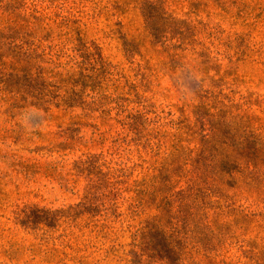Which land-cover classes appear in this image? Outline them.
I'll list each match as a JSON object with an SVG mask.
<instances>
[{"label":"rangeland","instance_id":"rangeland-1","mask_svg":"<svg viewBox=\"0 0 264 264\" xmlns=\"http://www.w3.org/2000/svg\"><path fill=\"white\" fill-rule=\"evenodd\" d=\"M81 38L102 61L66 76ZM138 105L128 135L117 112ZM87 157L130 168L123 197L142 177L169 192L185 264H264V0H0V264H128L157 211L73 212Z\"/></svg>","mask_w":264,"mask_h":264},{"label":"trees","instance_id":"trees-1","mask_svg":"<svg viewBox=\"0 0 264 264\" xmlns=\"http://www.w3.org/2000/svg\"><path fill=\"white\" fill-rule=\"evenodd\" d=\"M80 41L82 42L80 47L76 49V54L71 57V60H73L72 68H69L64 73L66 76L72 77L78 75L82 77L85 70L88 72L90 71L88 66L91 67L93 64L102 61L100 52H96L97 47L95 45L90 44L91 42L88 43L84 41L82 38ZM76 69L78 70L77 72L75 71ZM92 70L91 75L87 73L84 77L87 76L89 81L94 83H96L97 80L101 82V78L99 77L102 76L98 73H94L97 70ZM78 97L80 99V93L75 94L73 97L64 96V98L59 100L60 102H58V105L66 108L76 107L79 103L78 100H76ZM94 99H96L95 96L93 100ZM100 100L101 103H103L105 97L100 98ZM114 102L117 103V100L115 99ZM44 103L48 105L51 104V102ZM139 106L140 108L135 110L134 108L128 109L125 117L117 112V118L122 117V119H116L115 121L122 126V132H125L128 135L133 134L137 136L150 122V119L147 116L148 113L145 111L143 105H138V107ZM121 165V163H115L113 166H108L107 170L102 173L101 165H97L96 161L92 162L89 157L74 161L77 177L74 183L78 184L79 178L84 176L85 186L83 188L82 202L76 204L72 207L74 210H71L75 212V208H81L84 211L82 214H88V216L93 217L94 213L92 212L94 206L105 207V212L108 213L107 216L115 218L117 216L115 215L116 210L124 205L126 206V214L140 215L139 211L146 208L154 209L157 211V214L147 218L145 221L143 220L139 223V226L130 233L131 242L129 243V246L131 249L127 252V256L129 257L128 264H156V262L169 264L165 256L163 258H160L159 255L155 256L156 251L159 250L161 252V249L164 248L169 253H175L177 255L178 264H185L184 258H181L180 256L186 254V244L182 242H186V237L184 236V233L179 230L180 228L177 226V223L170 222V224H168V220H166L168 217L166 214L169 213V210H166L162 205H159L162 199L169 200L167 199L169 192H159L157 189L158 182L157 187L154 185L153 188H151L147 184L148 181L145 177H142L141 179L133 180L131 182L132 185L130 184L131 188H134V195L128 198L123 197L122 194L124 191L121 187H118V185H128V180L131 174H128L130 172L129 167ZM162 180L164 179L162 178ZM162 180L159 182L160 186H163L164 184L169 185L174 181V179H166L163 182ZM190 181H193V179L190 178L186 182ZM186 188V191L190 189L189 184H187ZM159 196L160 199H158ZM180 202V205L185 207V204L182 203L183 199H181ZM177 212L178 210L176 209L175 213ZM173 218L172 216H169V219Z\"/></svg>","mask_w":264,"mask_h":264}]
</instances>
